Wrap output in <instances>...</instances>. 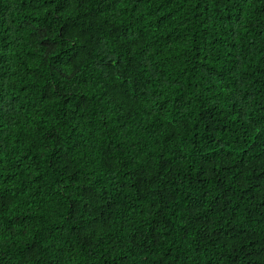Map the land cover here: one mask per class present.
<instances>
[{
    "label": "trees",
    "instance_id": "obj_1",
    "mask_svg": "<svg viewBox=\"0 0 264 264\" xmlns=\"http://www.w3.org/2000/svg\"><path fill=\"white\" fill-rule=\"evenodd\" d=\"M0 264H264V0H0Z\"/></svg>",
    "mask_w": 264,
    "mask_h": 264
}]
</instances>
